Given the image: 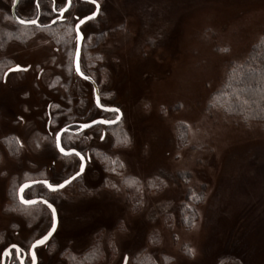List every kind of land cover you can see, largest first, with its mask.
I'll use <instances>...</instances> for the list:
<instances>
[{
    "label": "rangeland",
    "instance_id": "rangeland-1",
    "mask_svg": "<svg viewBox=\"0 0 264 264\" xmlns=\"http://www.w3.org/2000/svg\"><path fill=\"white\" fill-rule=\"evenodd\" d=\"M98 1L100 14L82 28L97 41L81 66L122 120L65 133L63 145L89 158L84 173L56 192L25 191L58 214L37 264H264V122L245 123L211 99L264 35V0ZM13 4L0 0V264L11 244L30 264L52 212L20 205L18 188L78 171L55 131L117 115L95 105L74 70V15L94 6L75 0L69 26L49 30L17 23ZM17 10L36 17L34 0ZM63 40L65 51L56 49ZM16 65L27 70L6 74Z\"/></svg>",
    "mask_w": 264,
    "mask_h": 264
},
{
    "label": "trees",
    "instance_id": "trees-1",
    "mask_svg": "<svg viewBox=\"0 0 264 264\" xmlns=\"http://www.w3.org/2000/svg\"><path fill=\"white\" fill-rule=\"evenodd\" d=\"M211 99L213 106L220 107L228 115L241 117L245 123L264 122V35L251 47L243 61L232 62L223 85L211 94ZM113 126L116 125L109 127ZM37 186L44 185L31 188ZM8 264L21 263L18 258H13Z\"/></svg>",
    "mask_w": 264,
    "mask_h": 264
},
{
    "label": "snow or ice",
    "instance_id": "snow-or-ice-1",
    "mask_svg": "<svg viewBox=\"0 0 264 264\" xmlns=\"http://www.w3.org/2000/svg\"><path fill=\"white\" fill-rule=\"evenodd\" d=\"M86 2L91 3L93 5L96 6V11L91 12L90 15H84L83 18L79 19V22L75 25V31H76V48H75V55H76V72L81 75L84 76V73L81 72L80 69V63H79V55H80V50H79V42L84 39V35L81 32V25H84L86 21L92 20L94 19L99 12V4L97 2V0H86ZM15 3V0H14ZM72 4V0H67V3L63 4V6H57L56 4V0H53V7H52V12H59L60 13V18H63V14L67 11L68 7ZM40 4H39V0H36V7L39 8ZM21 24H26V23H30V24H38L39 21L37 19H31V20H20ZM14 70H27V69H21L20 65H16L15 69H10V71H14ZM85 79H88V77H84ZM97 106L98 107H103V105L100 104L99 102V97L97 98ZM58 107V106H57ZM105 111H113V112H119V109H108L105 108ZM116 119L119 120L120 117L116 116ZM113 121L111 120H107V119H102L100 121H97L95 119H93L90 123H82L80 125L81 129H90L92 127L93 124H97V123H101V124H109L112 123ZM49 123H53V121L49 120ZM66 123V122H65ZM55 131V129H54ZM66 128H60L59 131H55V136H56V141H55V147L56 149H58L59 153L64 155V156H76L79 157V172H76L75 176H79L81 173H83L85 171V157L82 155V151L83 149H81V151H77L76 146H71V147H65V146H61L60 143V137H61V133L65 132ZM101 140L104 139L103 135H100L99 137ZM52 163H55V160L52 161ZM115 169H113L114 171ZM72 179H75V177H70L68 179H64L62 183H49L48 180H43L40 183H42L44 186H46L50 191L55 192L58 189L63 188L65 185L69 184L70 181ZM30 185L29 184H24L21 188H20V192L23 193L25 189L29 188ZM21 200L23 203L25 204H34L36 203L35 200H30V199H24V196H21ZM42 203L46 204L48 206L49 209H51L52 212V230L48 231L47 235H44L41 239H38L35 241V243L32 245V248L35 249L36 246L38 245H43L45 243V241H47L49 239V237L52 235V231L55 230V226H56V209L53 207L52 204L48 203V201L46 199L42 200ZM13 248H16L15 245L12 246ZM17 255H21V250L17 249ZM127 259V258H125ZM21 264H23L22 260H21ZM32 264H36V254L33 251L32 252Z\"/></svg>",
    "mask_w": 264,
    "mask_h": 264
},
{
    "label": "water",
    "instance_id": "water-1",
    "mask_svg": "<svg viewBox=\"0 0 264 264\" xmlns=\"http://www.w3.org/2000/svg\"><path fill=\"white\" fill-rule=\"evenodd\" d=\"M18 3H19V0H15V3L13 4V6H12V16L14 17V19L19 23V24H21L20 23V20H27V19H23L22 17H20L17 13H16V7H17V5H18ZM99 4V3H98ZM100 6V5H99ZM100 9V8H99ZM96 11V10H95ZM98 14H99V12H98ZM98 16V15H97ZM96 16V17H97ZM22 25H32V24H30V23H26V24H22ZM83 40V39H82ZM82 40L79 42V50H80V55H79V63H80V69H81V72H83L82 71V68H81V53H82ZM16 68V66H14V67H12V68H10V69H15ZM10 69L6 72V74H8L9 72H10ZM21 69H23V67H21ZM76 69V55L74 56V70ZM14 71H17V70H14ZM75 72H76V70H75ZM77 73V72H76ZM84 73V72H83ZM77 75L78 76H80L81 78H83V79H85L84 77L86 76V77H88V79H85V80H87V81H89L91 84H92V87H93V91H94V99H95V105L97 106V98L99 97V102H100V104L101 105H103V107H98L99 109H101L102 111H105V108H108V109H119V108H117V107H113V106H106V105H104L103 103H102V101H101V91H100V87H99V85H98V83L94 80V78H92L91 76H89V75H86L85 73H84V76H81V75H79L78 73H77ZM105 112H111V113H117L118 115L117 116H119L120 117V119L119 120H117L116 118L115 119H107V120H111V121H113L112 123H109V124H104V125H107V126H112V125H116V124H118L121 120H122V111L119 109V112H113V111H105ZM102 119H106V118H104V117H100V118H96L95 120H97V121H100V120H102ZM84 123H90L91 124V121H89V122H84ZM82 123H80V125H81ZM101 123H97V124H93L92 125V127H94V126H96V125H100ZM91 127V128H92ZM63 128H66V131L65 132H62L61 133V137H60V143H61V146H64L63 145V141H62V139H63V135L66 133V132H70V129H69V127L68 126H64ZM84 130H86V129H79L78 130V132H81V131H84ZM55 141H56V138H55ZM78 151V150H77ZM83 155V154H82ZM84 156V155H83ZM85 157V156H84ZM79 158V157H78ZM88 159L89 158H87V157H85V169H86V166H87V161H88ZM77 172H79V169H78V171ZM84 173V172H83ZM83 173H81L79 176H75V174H76V172L73 174V175H71L70 177H75V179H77V178H79ZM69 177V178H70ZM68 179V178H67ZM75 179H72L71 181H70V183L69 184H67V185H65L63 188H65V187H67L68 185H70ZM43 180H47V179H38V180H29V181H25L24 183H22L21 185H20V187L18 188V198H19V201L23 204V205H26V206H30V205H36V204H38V203H42V200L43 199H46V198H44V197H35V198H26L25 197V191L27 190V189H29V188H31V187H33V186H35V185H39V184H42V183H40L41 181H43ZM49 183H51L50 181H49ZM24 184H29L30 185V187L29 188H27V189H25L24 190V192L23 193H21L20 192V188L24 185ZM43 185V184H42ZM46 187V186H45ZM47 188V187H46ZM63 188H61V189H58V190H56V191H59V190H62ZM48 189V188H47ZM49 190V189H48ZM50 191V190H49ZM55 191V192H56ZM52 192V191H51ZM21 196H24V199H30V200H35L36 201V203H34V204H25V203H23L22 202V200H21ZM47 201H48V203H50V204H52L48 199H46ZM44 204V203H43ZM46 205V204H45ZM53 205V204H52ZM53 207L55 208V206L53 205ZM56 209V208H55ZM51 210V209H50ZM57 226H58V214H57V211H56V226H55V230L54 231H52V235L49 237V239L47 240V241H45V243L43 244V245H45L50 239H51V237L53 236V234L55 233V231H56V229H57ZM50 230H52V226H51V228L48 230V231H50ZM48 231H47V233H48ZM47 233L46 234H44V235H47ZM43 235V236H44ZM42 236V237H43ZM42 237H40V238H38V239H41ZM37 239V240H38ZM36 241V240H35ZM35 241L31 244V247H30V251H29V255L31 256V263L30 264H32V252L34 251L35 252V254H36V248L37 247H40V246H43V245H38V246H36V248L35 249H33L32 248V245L35 243ZM13 245H15L16 246V248H13L12 246ZM17 249H19V250H21V255H17ZM13 251H15L16 252V256H17V258H18V260L20 261V263H21V260H22V262H23V264H27L26 263V259H27V256H28V253L23 249V248H21L20 246H18V245H16V244H11V245H9L4 251H3V253H2V261H1V264H8V262H9V260L12 258V255H13ZM37 262H38V259H37V255H36V264H37ZM124 264H126V262L124 263Z\"/></svg>",
    "mask_w": 264,
    "mask_h": 264
},
{
    "label": "flooded vegetation",
    "instance_id": "flooded-vegetation-1",
    "mask_svg": "<svg viewBox=\"0 0 264 264\" xmlns=\"http://www.w3.org/2000/svg\"><path fill=\"white\" fill-rule=\"evenodd\" d=\"M20 1L21 0H19V3L17 5V7H16V13L18 15H19V13H18L17 8L20 5ZM79 1H81L82 3H86V4L93 5L91 3L86 2V0H79ZM97 2L100 5V2L98 0H97ZM34 3H35V6H36V0H34ZM50 3L52 4L51 7L49 6ZM65 3H67V0L65 1ZM39 4H40L39 8L36 7L37 13H36V17H35V19H37L39 21V23L38 24H35V25L32 24L30 26H37V27H40V28L44 27V28H48L49 30H56V29H59V28H65L66 26H69L68 25V19H69V17L67 16V13H69L73 9V7L75 5V0H72V4L68 7L67 11L63 14V18H60V13L58 11L57 12H52L51 9L53 7V0H39ZM56 4L59 7V3H58L57 0H56ZM93 6H94V11H95L96 10V6L95 5H93ZM100 10H101V5H100V9H99V14H100ZM90 14H91V12L87 13L86 15H90ZM11 15H12V8H11ZM74 16H75V19H76V21H75V25H76L79 22V19L80 18H83V16L82 17H79L78 14H75ZM20 17H22V16H20ZM23 19H25V18H23ZM95 19H96V17L94 19H92V20L86 21L84 25H81V32L83 33L82 28L85 25H87V23H90V22L94 21ZM27 20H31V19H27ZM25 26H29V25H25ZM74 29H75V26H74ZM75 33H76V31H75ZM83 35H84V33H83ZM75 38H76V36H75ZM96 41H97V34L90 35V37L88 35H84V39L82 40V53H83L84 49L87 48L88 44L89 45L96 44ZM76 44H77V41H76ZM67 45H68V40H63L62 41V47H59L58 48V46H57L56 49H61L62 51L63 50L65 51L64 48ZM66 51L69 52L70 50L69 49L68 50L66 49ZM82 53H81V55H82ZM81 68H82V66H81ZM85 74L91 76L90 74H87V73H85ZM116 115H118V114L116 113ZM80 123H82V122H71V123L66 124L65 126H68L69 127L70 133H76L80 129ZM100 125L103 126L104 124H100ZM96 126H99V125H96ZM96 126H94V127H96ZM104 126H107V125H104ZM94 127L90 128V129H93ZM107 127H109V126H107ZM75 130H77V131H75ZM87 130H89V129H86V131ZM66 133H69V132H66ZM106 133L107 132L104 131L103 134H102L104 136V139H105Z\"/></svg>",
    "mask_w": 264,
    "mask_h": 264
}]
</instances>
